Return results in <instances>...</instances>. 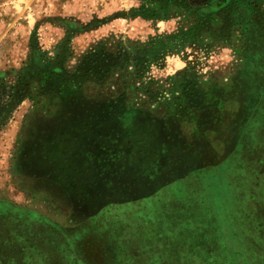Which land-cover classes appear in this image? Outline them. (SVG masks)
I'll return each mask as SVG.
<instances>
[{"label":"rangeland","instance_id":"374dc122","mask_svg":"<svg viewBox=\"0 0 264 264\" xmlns=\"http://www.w3.org/2000/svg\"><path fill=\"white\" fill-rule=\"evenodd\" d=\"M214 1L0 0V264H264V66Z\"/></svg>","mask_w":264,"mask_h":264},{"label":"trees","instance_id":"16d2710c","mask_svg":"<svg viewBox=\"0 0 264 264\" xmlns=\"http://www.w3.org/2000/svg\"><path fill=\"white\" fill-rule=\"evenodd\" d=\"M247 1L248 0H234L231 2L229 0H215L209 6L198 7L192 5L189 6L188 9L189 11H191L192 14L205 17L203 19H213L212 17L214 15H218V13L222 11L227 12L228 14L226 13V16H224V20L226 22H230L228 28L239 25L242 31H244L249 36V40L247 42L250 41V49H252L253 52L249 53L248 55V66H251L252 70L254 68L262 69V66H264V64L263 62H257V59L261 58V61H264V56L261 57L260 54L256 53V51L260 47H262V43L264 41V17L262 15L257 14V12L255 11L252 12V1H248V3ZM257 1L264 2V0ZM238 5L241 6L238 7ZM50 72L54 74H59L61 73V69L58 66H54L50 68ZM108 121L109 119L107 118H95L94 125L97 126L96 128H100L103 131L111 130L112 123L116 124L117 120L111 122ZM94 142L102 144V138H97Z\"/></svg>","mask_w":264,"mask_h":264}]
</instances>
